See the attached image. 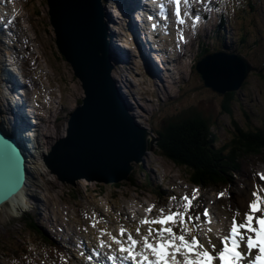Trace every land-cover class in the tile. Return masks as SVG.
Instances as JSON below:
<instances>
[{"label":"rangeland","instance_id":"obj_1","mask_svg":"<svg viewBox=\"0 0 264 264\" xmlns=\"http://www.w3.org/2000/svg\"><path fill=\"white\" fill-rule=\"evenodd\" d=\"M30 1L32 2L29 3ZM209 1L216 0L195 1L196 6L200 7L198 11H201V14L206 11ZM254 1L252 0V3ZM6 2L8 4L4 8L11 15L9 1ZM14 2L15 0L10 2L12 13L16 12L14 15L20 18L21 25L20 27L17 25V28L21 32L22 27L26 37L30 39L31 50L26 55L27 57L37 53L40 55V67L36 72L35 83L41 85L43 97L44 91H47V98H41L43 104L38 105L41 111L34 108L32 111L39 123L35 126V139L44 148L50 150L57 138L66 134L70 112L81 101L83 90L70 65L57 50L47 2L28 0L27 7L24 0H20V3L17 1L16 7ZM203 2L206 3L203 4ZM229 2L230 5H236L242 11V4H244L242 0L234 2L230 0ZM22 4H24L23 10L19 8ZM33 8L39 14L36 18L32 12ZM25 10H27V15ZM249 15L250 19H246V33L248 34L244 41L240 39L243 33H239L236 25L235 31L229 38L226 36L228 31L222 35L228 39L227 43L231 46L229 50L242 52L256 67L248 74L245 83L229 96L218 94L205 87L192 65L206 46L221 48V45L217 43L218 39H216V46L213 44L215 39L211 35L212 26L216 23L214 11L210 12L206 21L201 15V23L199 21L195 29L192 19L179 27L180 33L182 32L184 37L186 35L189 37L187 40L192 42L194 39L196 43L188 46L186 56L179 63L175 60L173 65L175 72H170L171 76L165 71L167 76L163 73L162 81L157 76L152 78V83H154L152 84L148 82V78H151L143 76L137 68L132 76L135 82L132 85L127 80L129 76L127 66H124L125 70L121 68V65L115 67L120 79L127 80L130 86L131 100L128 101L134 107L133 115L139 125L150 131L149 139L152 136L158 138L157 131L162 132L168 127H174L173 118L190 108H193L202 118L209 119L208 122L211 123L217 136L219 146L228 144L238 130L248 132L249 128H264V0L257 3L255 11H250ZM30 18L33 21V27L38 32L37 35L28 22ZM237 19L240 20V17ZM194 32H198L195 38ZM170 57L171 55L165 56V59ZM14 69L17 70L16 67ZM3 101L6 103L5 100ZM4 107H1L0 101V118L8 120L2 112ZM155 142L156 140L154 144ZM256 158L260 157L246 160L242 166L244 170L239 177L246 181L243 176L244 174L249 175L248 182L246 181L242 188L231 187V197H226L222 203L227 204L228 200L234 201L238 198L237 194L245 189H248L250 194L254 179V175H251L252 166H255ZM31 160L32 175H29V183L24 189L27 195L26 201H22L18 210L8 202L0 209V264H29L28 260L34 264H41L42 261L38 256L48 259L53 254H58L57 251L54 252L46 245L38 243L40 238L31 232L25 218L28 221L33 219L42 230L52 236L58 238L57 234L62 233L66 238V235L79 234L83 231L81 229H86V226L92 224L94 220L98 221V224L111 220L113 217L115 219V216L122 217L120 211L128 207L143 209L153 204L155 209L162 208L161 205L170 194L179 197L187 192L191 195L193 189H198L190 183L189 171L160 156L156 146L148 152L142 162L134 163L130 180L112 184L81 178L77 179L73 186L71 183L63 182L52 173L43 157L33 156ZM256 180L264 186V181L257 177ZM133 182L137 185H132ZM203 194L213 198V190H205ZM93 213L98 216L93 217ZM65 243L69 242L65 241Z\"/></svg>","mask_w":264,"mask_h":264},{"label":"water","instance_id":"obj_2","mask_svg":"<svg viewBox=\"0 0 264 264\" xmlns=\"http://www.w3.org/2000/svg\"><path fill=\"white\" fill-rule=\"evenodd\" d=\"M61 57L79 80L83 96L70 113L66 134L51 146L44 162L63 182L77 179L108 184L127 180L134 162L154 149L150 131L137 123L112 77L106 24L100 0H43ZM256 69L242 54L211 52L195 70L218 94L237 91ZM29 149V148H28ZM28 160L18 138L0 126V205L27 187Z\"/></svg>","mask_w":264,"mask_h":264},{"label":"snow or ice","instance_id":"obj_3","mask_svg":"<svg viewBox=\"0 0 264 264\" xmlns=\"http://www.w3.org/2000/svg\"><path fill=\"white\" fill-rule=\"evenodd\" d=\"M169 2L176 5L178 23L183 24L185 21L181 18V0ZM183 3L193 8L195 0H183ZM160 9L166 18L163 3ZM184 15L192 18L195 29L201 19L200 12H185ZM13 20L8 23H13ZM180 39H183L182 34ZM254 174L264 181V171ZM250 195L252 198H246L243 205L236 203L234 206H228L232 215L226 234L210 226L212 213L200 199L198 189H193L191 195L187 192L179 197L170 194L166 206L159 209L160 215L145 217L140 221V225L148 226V231L143 235V246L139 251L137 248L140 241L130 232L127 233L126 241L108 234L112 235L113 242L119 245L120 264H128V261H131V264H264V186H258ZM224 196L223 191L218 194V197ZM228 196L230 198L231 193ZM153 207L154 205H150L147 211L151 213ZM95 216L96 213H93V217ZM97 222L94 220L92 226L96 227ZM154 225L161 227L157 229ZM204 225L208 226L205 228ZM105 231L101 229L102 234ZM136 232L137 235L141 233L139 226ZM125 233L126 229L121 226L120 236L123 237ZM99 245L112 247L111 244L106 245L102 238ZM96 254L99 255V252ZM88 259L91 260L92 257L89 255ZM108 259L116 261L117 256L113 254Z\"/></svg>","mask_w":264,"mask_h":264},{"label":"trees","instance_id":"obj_4","mask_svg":"<svg viewBox=\"0 0 264 264\" xmlns=\"http://www.w3.org/2000/svg\"><path fill=\"white\" fill-rule=\"evenodd\" d=\"M245 30L246 27H243L240 38L243 41L248 34ZM230 94L234 92L226 93L227 96ZM173 119L174 127H168L162 132L157 131L156 149L160 156L185 167L189 171V180L195 184L216 190L232 186L242 172L245 159L264 157L262 127L249 128L248 132L238 130L228 144L219 146L209 119L202 118L193 108ZM131 177L132 174L130 179ZM132 185L137 184L133 182ZM25 220L40 241L51 243L33 219Z\"/></svg>","mask_w":264,"mask_h":264},{"label":"bare ground","instance_id":"obj_5","mask_svg":"<svg viewBox=\"0 0 264 264\" xmlns=\"http://www.w3.org/2000/svg\"><path fill=\"white\" fill-rule=\"evenodd\" d=\"M17 1H18V3H20V0H15V2H14L15 7H16ZM200 1H202V0H200ZM117 4L120 5V2H117ZM203 4H204V2H203ZM23 6H24V4L20 5L21 10H23V8H22ZM105 6L103 8H104V12L106 10L105 15H106V19H107V16H108V14H107L108 8L107 7H108V5H105ZM109 6L114 8V3L110 4ZM115 6H116V4H115ZM119 13H120L121 19H123L125 22L128 21V17H127L126 13H122V12H119ZM160 23L162 24L161 21H160ZM108 25H109V23H108ZM113 28H115L116 31H114ZM8 29H9V27H6L7 31H8ZM119 29H120L119 26L112 27L109 25V31L107 32V34L109 33L108 35H112L113 32H114V34H117ZM143 29L144 28H142V25H141V32ZM155 33H156V31H155ZM181 34L183 35L182 32H181ZM2 35L3 34L0 32V37H2ZM197 35H198V32L197 33L194 32V38ZM173 38H174V34H173ZM173 38L168 39V40L165 39V43L160 44L161 48H162V50H161L162 52H163V50H168V47H166V45L169 44L170 47L172 46L171 43L173 42ZM183 38L188 39L189 37L187 35H186V37H184V35H183ZM160 41L162 42V40H160ZM176 41L180 42V38H178ZM116 42H115V44H116ZM117 45L121 46L119 43ZM184 47H185V50H188L187 44H185ZM116 50L118 51L117 48H116ZM122 53L125 55V52H122ZM109 54L111 55L112 59H113V57H115L117 55V53L115 52V50L112 49V47L109 49ZM126 56H127V53H126ZM164 59H165V56H164ZM117 60H118V62L122 63V61L118 57H117ZM128 62H130L129 58H128ZM1 67L3 68L4 78L7 79V81H8V84L6 85V88H5V94L7 96H4V93L2 90V101L3 100L6 101V106H8L11 109L13 114L10 116L8 115L6 117V118H8V120H5L4 118H0V124L2 125V128H4V130L7 129L8 132L15 134V137L18 138V144L20 145L21 149L23 150L25 156L30 157V159H27V160H29V162H28L29 172H28V180H27V184H28L29 183V175H32L30 172V168H31L30 166H31V162H32L31 157L35 156V157L40 158V157H42V154L48 152L49 149L44 148L43 145L42 144L40 145V143H38V141H36V139H35V132H36L35 126H38L39 123H38L36 117L34 116V113L32 111V106L30 107L29 102H28V97H26V94L24 93V91H23V93H20V91L18 92L17 85L23 84V83L21 82V80L16 79L15 75L11 74L10 70L7 68L6 63H3V66H1ZM122 69L125 70L126 68L123 66ZM152 76L154 77V75H152ZM152 76H149L151 78L150 79L151 82H152ZM112 77L117 83V88L120 91L121 96L124 98V102L127 105L128 111L130 112L131 116H135V115H133V113H135L134 107L129 102L131 100V93L129 91L130 86L127 82L128 79L127 80H124V79L121 80L119 74H117V72L115 70V67H113V69H112ZM155 77H156V75H155ZM158 79H160L162 81V76L159 75ZM154 81L156 84V79ZM4 82H5V80L1 79V83L4 84ZM16 83H18V84H16ZM152 84H154V83H152ZM13 85H15V86L13 88V91H11V86H13ZM25 89L27 91H29V88L25 87ZM20 94H21V96H20ZM0 100H1V98H0ZM26 196L27 195L25 193V190H22L20 193L15 195L12 199L4 202L2 205H4L5 203L8 202L10 205L14 206V209L18 210V206L22 203V201H26ZM237 197H238L237 198L238 203L243 205L244 200L246 198H249V194L246 191H240L237 194ZM235 204H236V202L234 203V205ZM2 205H0V209H2V207H4ZM257 215H259V213H257Z\"/></svg>","mask_w":264,"mask_h":264}]
</instances>
